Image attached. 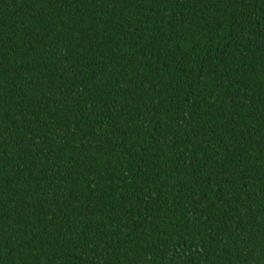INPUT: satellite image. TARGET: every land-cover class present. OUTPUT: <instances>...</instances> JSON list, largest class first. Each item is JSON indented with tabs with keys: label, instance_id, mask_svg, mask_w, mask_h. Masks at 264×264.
<instances>
[{
	"label": "trees",
	"instance_id": "trees-1",
	"mask_svg": "<svg viewBox=\"0 0 264 264\" xmlns=\"http://www.w3.org/2000/svg\"><path fill=\"white\" fill-rule=\"evenodd\" d=\"M0 264H264V0H0Z\"/></svg>",
	"mask_w": 264,
	"mask_h": 264
}]
</instances>
